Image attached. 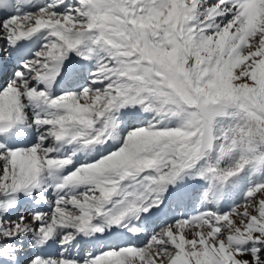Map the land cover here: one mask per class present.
Listing matches in <instances>:
<instances>
[{
  "label": "snow or ice",
  "instance_id": "6c2138e0",
  "mask_svg": "<svg viewBox=\"0 0 264 264\" xmlns=\"http://www.w3.org/2000/svg\"><path fill=\"white\" fill-rule=\"evenodd\" d=\"M0 264H264V0H0Z\"/></svg>",
  "mask_w": 264,
  "mask_h": 264
}]
</instances>
